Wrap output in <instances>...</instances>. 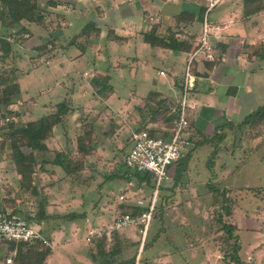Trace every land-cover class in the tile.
<instances>
[{"label": "crops", "instance_id": "1", "mask_svg": "<svg viewBox=\"0 0 264 264\" xmlns=\"http://www.w3.org/2000/svg\"><path fill=\"white\" fill-rule=\"evenodd\" d=\"M224 1L216 18L212 20L210 17L211 41L215 46L216 59L207 60L199 56L192 67L196 80L190 92L189 116L194 129L186 132L189 144L185 146L183 156L190 153L187 171L184 176L181 174L180 179L177 175L179 161L176 162L168 175L171 183L164 187L171 190L177 188L175 193H183L181 201L176 199L171 203L176 208L197 199L200 195L198 186L211 185L209 179L226 175L228 163H223L227 159L225 152L234 154L231 145H236L235 140L243 142L245 135L242 133L249 122L248 116L252 115L249 120L253 127L263 124V120L254 114L264 106V0ZM221 2L223 0L213 5L211 14ZM38 5L40 13L46 14L44 23L24 20L20 24H9L4 19L0 20V37L6 36L12 47V52L0 63V67L18 69L21 92L9 106L12 120L17 125L55 112L57 104L64 100L68 102L74 119L75 113L80 110L76 105L79 100H87L90 92L96 98L105 84H109L112 107L123 110L136 107L143 98L137 89L133 90L131 98L121 96L119 101H115L117 92L111 83L112 71H129L135 78L151 79L150 91L144 98L159 92L167 100L178 101L190 52L152 44L145 37L150 34L153 38L192 41L202 29L210 3L205 0H38ZM89 24L94 25L90 35H82ZM45 42H49V49L41 48ZM7 62L11 65L7 66ZM167 74L170 80L161 81L160 77ZM91 102L95 103L96 99H88L82 111L95 110L90 109V106L94 107ZM70 115L65 122L55 126L54 135L46 142L50 149L57 145V150H63L61 144L66 138L67 126L69 130L73 126ZM206 136L212 137V140L206 139ZM94 148L89 155L91 157H94ZM49 154L44 157L46 161L38 165L40 169H36L35 181L38 182L39 191L46 192L48 188L46 184L39 183V175L56 177V172L62 169L53 163L54 159L51 160ZM11 165L14 166L13 161ZM199 175L202 178L197 177ZM134 179L136 189L143 190L141 186H147ZM123 180L130 181L124 177ZM179 181L182 185L180 188ZM73 199L80 200L77 196ZM74 204L77 207L78 202ZM130 204L121 203L112 212H106L104 208L110 205L100 209L96 201L83 200L80 203L82 210L74 209L76 213L68 217L87 221L92 218L93 222L87 225L89 227L102 225L112 220L120 209L124 211L131 207ZM117 208L118 212L115 211ZM53 210V205L47 206L50 218L54 217ZM49 220L43 219L41 225L33 223V220L32 223L56 245L52 235L61 230L53 229L48 224L50 229L47 231L44 225ZM130 230L125 232L129 233ZM75 233L73 231L72 235ZM157 237L160 239L161 234ZM136 238L132 237L130 241L136 242ZM153 241L149 239V246L145 250L142 247V251L147 253ZM62 247L57 244L45 264H90L83 253H75V259L63 252ZM217 247L220 248L219 245ZM241 263L244 261L241 260ZM151 264L156 263L152 260Z\"/></svg>", "mask_w": 264, "mask_h": 264}, {"label": "rangeland", "instance_id": "2", "mask_svg": "<svg viewBox=\"0 0 264 264\" xmlns=\"http://www.w3.org/2000/svg\"><path fill=\"white\" fill-rule=\"evenodd\" d=\"M205 1L210 3V0ZM224 2L223 0L212 14L209 12V17L212 20L216 18ZM10 65L11 63L7 62V66ZM110 76L111 83L117 92L115 101H119L118 98L121 96L131 98L135 89L143 98L137 102L136 107L123 110L111 106L109 84L102 85L96 98L89 90L90 94L89 97L87 96V100L94 98L96 102H91L94 107H87L95 110L82 111L83 106L86 107L87 100H79L76 105L80 110L75 113L74 119L72 118L73 112L69 113L73 119L71 121L73 126L70 130L67 126L66 138L61 144V149L64 150V153L66 151L73 152L72 155L75 158L79 156L78 136L82 133L81 130L92 128L94 131V157H86L85 168H87L84 170L87 172L85 173L80 171L67 174L61 167L62 169H59L58 173L56 172V177L50 174L44 177L39 175L41 180L39 183H44L48 187L46 192L39 191L37 195H30L29 192L21 188L20 178L14 172V166L11 165L9 143L5 141L4 130L0 129V204H6L8 212L17 210L19 215L33 217V223L40 225L43 219L37 220V215L41 209V203L44 204L46 213L47 206L53 205L54 217L50 218L48 214L46 219L50 218V220L44 227L47 231L50 227L56 230L59 228L61 231L52 235L55 244L63 245L61 250L63 249V252L69 253L73 258H75V253H83L90 264H120L131 259L136 260L141 244V231L137 226L131 230L127 229L130 230L129 233L125 230L115 233L117 235H111L110 238H107L108 240L104 235L89 240L88 236L91 235V231L97 228L106 229L112 220H107L106 224L89 227L87 225L93 222L92 218L87 221L86 219L68 217V215L75 212L74 209L82 210L80 203L83 200L96 201L100 209L110 205L109 208H104L106 212L108 210L112 212L121 203L129 201L120 197L122 194L126 195L128 187L135 185V182L122 181L121 174H125V171L127 173L133 171L132 168L122 164L130 149L133 133L141 129H156L158 135L163 134V128L150 121L152 114L147 106L146 97L144 98L150 91L152 80L135 78L129 71L121 70L112 71ZM160 78L163 81L170 80L171 77L167 74ZM181 100V98L178 101L168 99L165 107L170 108L174 101L180 102ZM9 117L8 120L13 119L12 114ZM6 121L7 119L1 123ZM245 126L242 133L245 135L243 142L235 140L236 145H231L234 154L225 152L227 159L223 163H228L226 175L214 176L209 179L211 185L198 186L200 195L192 203L184 202L177 208L171 206V203L176 199L182 200L183 193H175L177 188L175 190L164 189L165 185L171 181L169 177L163 181L147 237V240L154 239L155 241L147 253L142 251L141 264H151L152 260L156 264H232L231 259L236 243L237 246L239 245V258L244 261L241 264H264V121L260 127H253L251 120ZM254 138L256 139L254 140ZM52 147L54 148L49 151L51 160L56 157L57 152L63 151L57 150V145ZM38 165L37 170L40 169ZM173 166H176V163L168 168V175ZM177 171L179 172L180 169ZM116 173L118 177L110 178ZM181 176H179L180 179ZM201 176L197 177L202 178ZM108 180L111 182H107ZM180 183L181 181H179ZM151 184H147L146 187L141 186L143 187L142 193L136 188L129 190L136 192L137 195L142 194L148 201L154 192V182ZM93 190L99 191V193L96 194L97 192ZM172 193L175 194L168 195ZM74 196L80 200H74ZM94 199L95 201H93ZM131 201L134 205V200ZM75 202H78L77 207ZM92 206L91 203L90 208ZM118 210L117 208L115 211L118 212ZM222 217L226 221L225 223L236 227L240 226L239 229L233 230L232 237L231 233L224 229ZM73 222L76 223L75 226L72 225ZM72 227H76L75 230H71ZM73 231L76 232L74 235H72ZM133 234L134 236H132ZM158 234H161L160 239H157ZM44 235L47 237L46 234ZM132 237H137L136 242L130 241ZM56 245L51 242L52 254ZM0 253H2L1 257H9L12 254H8V246L4 244L0 245ZM92 254H95L96 260L93 259Z\"/></svg>", "mask_w": 264, "mask_h": 264}, {"label": "trees", "instance_id": "3", "mask_svg": "<svg viewBox=\"0 0 264 264\" xmlns=\"http://www.w3.org/2000/svg\"><path fill=\"white\" fill-rule=\"evenodd\" d=\"M2 19L7 21L9 24H20L24 20L27 22L44 23L46 20V14L43 12L40 13L38 0H0V20ZM93 26V24L87 25L81 34L85 36L90 35V30ZM197 36L198 35H196L192 41H179L175 38L167 40L159 39L157 37L153 38L152 35L147 34L145 39L152 44L171 47L176 51L182 50L191 52ZM41 48L49 49V42H45ZM0 49L2 51V55H0V63H2L12 52L11 43L4 35L0 37ZM17 72L18 69L16 67H0V129L4 130V135L6 137L5 141L9 143L12 157L11 159L14 163L15 171L20 176L21 188L24 191L29 192L30 195H37L39 193V188L35 181V173L37 172V165L46 161L44 157L50 151V148L46 142L54 135L55 126L67 120L71 109L68 105V102L64 100L57 104V109L55 112L45 115L37 120L29 121L23 125H17L13 120H8V118H10V114H12L9 106L14 103V99L21 92ZM182 87L183 86L181 85L180 88ZM146 100L149 111L152 114L150 121L161 126L163 128V134L170 133V131L176 127L181 103L174 102L172 107H165L167 99L162 97L161 93L159 92L151 93L148 95V97H146ZM254 115H258L260 119L264 121V106L261 107ZM247 118V121H249V119L252 118V115L248 116ZM6 119L7 121L5 123H1ZM188 119V129L192 130L194 129V123L190 119V116ZM148 130L151 134H155L158 131L156 129ZM81 132L82 133L78 136L77 140L79 156L75 158L74 155H72L73 152L70 151L65 153L57 152L56 157L53 160V163L60 165L67 174L79 173L80 171L84 170L86 157L93 153V129H86L85 131L81 130ZM205 138L212 140V137L206 136ZM2 149H4V146H2ZM189 159L190 153H187L178 160V167L180 171L177 172V175L180 176L187 171ZM122 164L126 165L124 160ZM114 176H117V173L113 175V178ZM122 176L130 181L136 178L140 184H151V182H154L153 174L150 172L133 170L130 173L122 174ZM40 208L39 214L37 215V220L39 221L48 217L43 203H41ZM143 210V207L131 206L127 207L124 212L130 211L133 214H136ZM0 212L9 213L7 211L6 204H0ZM9 214L12 216L19 215L17 210H14ZM26 218L29 221L31 219L33 220V217L31 216ZM221 220L224 222V229L231 233L232 237L233 230L236 229V226L225 223L226 221L223 220V217ZM147 237L148 234L144 242V250L149 246ZM105 239H107V237ZM238 249L239 245L237 246L236 243L231 262L240 264L241 260L238 255ZM14 251H16V255H14L13 262L10 264H45L48 257L52 255L51 247L47 246L41 240H32L19 243L10 242L8 244V254L13 253ZM1 255L2 253H0V264H8L6 262L7 257H1ZM94 255L95 254H92L93 259L96 260V256ZM135 261V259H131L120 264H135Z\"/></svg>", "mask_w": 264, "mask_h": 264}, {"label": "built area", "instance_id": "4", "mask_svg": "<svg viewBox=\"0 0 264 264\" xmlns=\"http://www.w3.org/2000/svg\"><path fill=\"white\" fill-rule=\"evenodd\" d=\"M218 1L219 0H210L202 29L195 40L192 51L189 53L184 71L183 89L180 95L182 100L180 101L181 107L176 127L170 131V133L161 135L157 133L151 134L148 129L135 131L132 137V147L125 156L124 162L128 167L133 170L150 172L153 174L154 192L151 199L146 201L142 194H138V197L136 192L129 190L130 188L137 187L136 180H131L135 182V185L129 186L128 190L125 192L126 195L122 194L120 198L129 200L126 202H131L130 206H133L131 200H134V206L143 207L144 210L136 214L130 211H121L117 213L106 229L97 228L91 231V235L88 236L89 240L101 235L110 238V236L115 233L138 226L142 238L135 264H140L142 247L156 211L159 190L163 185V181L168 177V168L174 165L183 156L184 148L189 144V140L186 137V132L189 127V108L191 107L189 100L191 88L196 80V76L192 73V67L199 56H204L207 60L216 59L215 46L211 41L209 12ZM142 191L143 190L140 189L139 192L142 193ZM9 213L0 212V245L4 244L8 246L10 242L19 243L41 240L47 246L51 247L50 239L46 237L42 230L35 226L31 220L29 221L22 215L12 216ZM14 255H16V251L7 257L6 262L8 264L13 262Z\"/></svg>", "mask_w": 264, "mask_h": 264}]
</instances>
